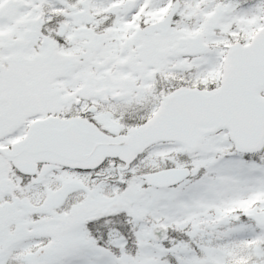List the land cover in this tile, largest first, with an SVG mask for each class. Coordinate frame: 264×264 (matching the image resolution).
I'll use <instances>...</instances> for the list:
<instances>
[{
    "label": "snow or ice",
    "instance_id": "6c2138e0",
    "mask_svg": "<svg viewBox=\"0 0 264 264\" xmlns=\"http://www.w3.org/2000/svg\"><path fill=\"white\" fill-rule=\"evenodd\" d=\"M0 264H264V0H0Z\"/></svg>",
    "mask_w": 264,
    "mask_h": 264
}]
</instances>
